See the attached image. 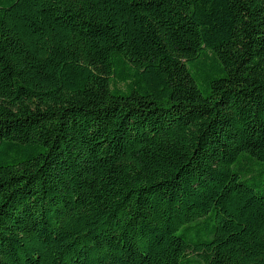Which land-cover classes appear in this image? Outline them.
Wrapping results in <instances>:
<instances>
[{"label":"trees","instance_id":"16d2710c","mask_svg":"<svg viewBox=\"0 0 264 264\" xmlns=\"http://www.w3.org/2000/svg\"><path fill=\"white\" fill-rule=\"evenodd\" d=\"M0 264H264V0H0Z\"/></svg>","mask_w":264,"mask_h":264}]
</instances>
